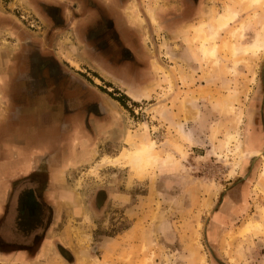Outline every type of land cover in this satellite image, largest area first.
Instances as JSON below:
<instances>
[{"label": "rangeland", "instance_id": "1", "mask_svg": "<svg viewBox=\"0 0 264 264\" xmlns=\"http://www.w3.org/2000/svg\"><path fill=\"white\" fill-rule=\"evenodd\" d=\"M157 2H140L155 28L156 39L147 41L148 33L143 43L152 52L151 69L157 82L148 91L151 97L148 93L143 95L145 101L135 90L132 91L138 94V100L133 99L128 89L133 101L107 81H92L97 76L93 72L96 68L88 69L83 63L88 62L90 54L85 52L86 58L80 55L83 59L76 54L82 45L76 41L75 30L51 31L55 23L61 25V19H51V6L67 17L71 16V3L0 0V73L10 74L11 67L15 76L16 56L23 45L31 43L51 56V44L56 47L63 41L67 59L82 70L75 72L111 98H120L124 105L121 113L127 130L119 150L109 157L103 154L99 163L67 171L62 178L80 197L96 188L107 189L110 195L102 215L96 220L86 215L78 223L79 217L68 219V211L53 205L51 236H46L49 227L41 229L40 234L41 239L49 237L59 245L44 247L51 257L34 264H264V156L255 149L254 142L245 143V150L243 147L247 121L252 118L264 137V0L253 5H248V0H216L206 20L188 28L184 41L192 62L199 67L198 76L193 68L175 65L176 69L170 68L169 72L161 65H174V60L163 54L168 38L155 24L153 11ZM106 3L104 0L98 6L107 10ZM226 8L236 15L225 28L215 32L214 20L218 15L226 16ZM124 10L137 14V18L141 15L134 2L126 3ZM140 19L144 22L143 17ZM154 44L158 49L157 62L151 47ZM201 44L208 51L214 48L213 55L202 52ZM35 84L43 87L40 82ZM37 99L34 107L25 106L11 116L13 132L17 123L31 124L36 119V126L30 125L25 133L18 127L22 141L32 135L40 141V128L46 124L51 127V111L55 115L59 110L55 111L46 97ZM18 100L31 104V95L21 94ZM15 101L7 103L13 111ZM143 145L149 147L148 154L142 152ZM248 156L262 161L252 188V208L236 217L233 225L209 237L207 221L219 205L220 192L241 174ZM164 192H173L171 198L162 195ZM213 239L218 243H213ZM60 247L70 250L74 259H64ZM5 263L0 255V264Z\"/></svg>", "mask_w": 264, "mask_h": 264}, {"label": "crops", "instance_id": "2", "mask_svg": "<svg viewBox=\"0 0 264 264\" xmlns=\"http://www.w3.org/2000/svg\"><path fill=\"white\" fill-rule=\"evenodd\" d=\"M96 1L104 2V0ZM157 1L158 7L153 11L155 24L167 36L169 46L179 50L178 58L173 61L174 65L168 63L161 65L169 72L170 68L176 69L175 65L185 69L193 68L192 70L196 72L194 74L198 76L197 68L199 67L189 58L188 45L184 41V36L190 30L188 29L190 26L200 20H206L216 0ZM106 2V6L109 7L108 11L106 10L108 13V15L105 14L106 18L111 17L114 27L118 28L117 16L120 14L119 18H121L123 26L129 29L136 38L132 41V39L124 37L123 42L125 47L132 51L137 58V66L133 68L120 66L117 61L118 52L114 48V43L109 39L107 40L109 47L105 53L88 45L87 48L78 47L76 54L81 59L86 58L85 52L90 54L89 57L92 60L87 56L88 62L83 63L88 69L93 66L96 68L93 72L97 76L91 78L94 83L102 79L128 96V92L125 91L128 89L132 91L133 88L139 95H142L140 100L145 101L147 99L143 95L145 93L150 95L148 91H152V87H155L157 75L152 72V52L147 45H144L146 43H143V37L149 33L150 39L148 37L145 39L147 41L154 39L155 28L151 20L147 18L145 9L143 10L141 7V0H122V2L106 0ZM132 2L138 5V10L141 13L139 18H137V14L126 13L124 10L125 4L129 5ZM87 14V18L96 16V12ZM140 17H143L144 22ZM56 30L65 31L60 28ZM73 34L81 45L79 30L73 31ZM63 44V41H60L55 47L52 43L51 67H43L36 78L20 77L16 80V76L12 75L14 73H0V82L3 80L5 83V86L0 89L7 98L17 99L20 96V91H24L18 88L19 83L31 82L32 89L29 91L31 104L24 103L22 109L25 106L34 107L37 98L46 97L55 111L59 109L56 112L64 116L63 122L59 119L56 124L55 119H52L55 115L51 111V127L49 124L43 125L42 123L43 127L40 129L43 130L40 141L35 139L36 135L22 141L18 127L21 126V132L25 133L30 125L36 126V119L34 118L31 124L25 121L17 123V128L13 132L11 116L22 109L16 111L15 107L13 111L8 104L7 107L5 105L2 108L3 102L0 95V244L6 245H3L4 251L0 254L5 261H14L16 264H34L40 259L51 257V252L44 248L51 246L49 237H44L38 249L36 247L37 239L33 238L34 235L39 237V228L43 218L45 221L42 226L49 227L46 236L51 233V212L49 211H51V196L55 195L56 183L59 184L58 179L65 178L64 175L67 171L95 162L100 147L118 148L127 130L123 124L121 106L77 73H82V70L77 68L78 64L67 59L69 54L62 49L64 48ZM60 47L61 49H59ZM185 54L189 58L188 61L184 59ZM80 55L84 57L82 58ZM21 68L26 69L27 66H21ZM6 69L8 70V67ZM15 69L17 73L18 67ZM22 69L19 71L23 72ZM50 69L51 74L48 72ZM194 74L193 77H196ZM37 82L42 83L43 87H39V83L35 84ZM14 83L17 85H12ZM131 94L133 99L138 100V94L134 91ZM129 98L132 99L130 96ZM152 99L154 100V98ZM10 103L12 104V102ZM93 105L94 107L89 109V106ZM95 106H97V115L90 116L89 112L94 111V108L96 110ZM28 142L30 144H26ZM225 192L218 213L215 215L213 231L218 232L227 227L228 219L234 217L237 212L250 210L247 183L241 186L238 193L237 190L231 189L228 183ZM27 196H31V199H27ZM19 227L22 229L17 231L16 228ZM213 234L215 233L213 232ZM213 243H218V240L213 239Z\"/></svg>", "mask_w": 264, "mask_h": 264}, {"label": "flooded vegetation", "instance_id": "3", "mask_svg": "<svg viewBox=\"0 0 264 264\" xmlns=\"http://www.w3.org/2000/svg\"><path fill=\"white\" fill-rule=\"evenodd\" d=\"M67 1L72 4L71 8L69 9V13L71 14V16H67V17L65 16L64 17L59 8L51 6V11H49V12H51V19L53 21H55L56 19L58 20V18L61 19L59 21L61 23V25H58L59 23H55L56 25H54V27L51 26L52 32H55V30L57 28H63V29H65V31L66 30L68 31L69 29H73L76 31V29H77L81 33L80 42H81V45L83 48H87L88 45H90V47H92L93 49L97 48L99 52H104V53L107 52V49L109 47L108 42H107V40L109 39L112 43H114V48L118 52V58H117L118 60L117 61H119L120 66H128L131 68H133L134 66H137V63H138L137 58H135L132 51L128 50L125 47L124 42H123L124 37L130 38V39H132V41L136 38H134V34L131 33V31L129 29H127L126 27L123 26V22H122L121 18H119L120 14H118V16L116 15L118 26H119L118 28H116V26L114 27V25H113L111 17L106 18L108 13L105 12L106 10L104 9V7L98 6V2L96 0H67ZM119 2H122V0H119ZM117 11H119V10H117ZM55 12H57V14H56V17L54 18L53 15ZM88 12H90V13L96 12V16H94L93 18H91V17L87 18ZM105 14H107V15H105ZM57 20H56V22H58ZM51 23H54V22H51ZM118 30H120V31H118ZM136 36L138 38V35H136ZM154 39H156V38H154ZM104 43H105V45H103ZM51 47H52V44H51ZM151 47L154 48L153 54L155 55L156 62H157V58H159V55H158V49L156 48V44L151 45ZM163 49L165 50L163 53V54H165V57L168 56L172 60H176V58H178L179 50L177 48H171L169 46L168 41H167V44H164ZM19 51H20L19 54L16 56V62H17L16 67H18L19 70L22 69L21 66H27V68L22 69L23 72L18 70V72L15 74L16 80L20 77L21 78L24 77L26 79L36 78L38 76V74L41 72L43 67H46V66L51 67V65H50L51 56H46L45 54L41 53L38 49L34 48L31 43L23 45V47ZM160 51H162V50H160ZM152 58H153V56H152ZM189 58L191 60L190 55H189ZM189 58H188V56H186V54L184 55L185 60L187 59V61H188ZM156 64H158V63H156ZM142 65H143V63H142ZM10 68L11 67H9V70H8L9 73H11ZM48 72H49V74H51V69ZM2 83H4L3 80H2V82H0L1 88L4 87L3 85H1ZM19 84L21 86L19 85L18 88L20 90L23 89L25 91V92L20 91L19 95L29 93V91H31V89H32V84L30 81H28L24 84L20 82ZM13 85L16 86L17 84L14 83ZM122 93H123V95H125L126 97L129 98V96L126 95L124 92H122ZM0 95L2 96V102H3L1 104L2 108H4L5 105L7 107L8 101H9V103L10 102L13 103L14 99L7 98L6 95L2 94L1 89H0ZM111 99L114 100L113 98H111ZM15 100L14 101L16 103V111L18 109H22V106L24 105L25 102L21 101V100L19 101L18 98ZM114 101L116 103H118L119 106H121L120 102H118L116 100H114ZM93 107H94V105L89 106V109H91ZM95 107H96V110L94 108V111H90L88 109L90 111V112L88 111L90 113L89 114L90 116L91 115L92 116L97 115L96 114L97 113V106H95ZM60 116H61V118H60ZM62 117H63V114L61 115L58 112H56L55 117L52 119L53 120L55 119L56 124H57L59 122V119L61 120ZM255 124H256V122L253 118L250 119L249 121H247V125H248L247 127L248 128H247L245 135L243 137V147L245 150V147H246L245 143H247V142H250V144L256 143V144H254V145H256L255 149L261 151L263 153V156H264V137L261 138V136H260L261 131L259 129H257V127L255 128V126H256ZM251 125H254V128ZM247 136L249 137V139L246 138ZM120 145L116 149L107 148L106 146L100 147L99 152H98L99 155L96 156L97 160L93 163H99V161L101 162V160L103 158L102 157L103 154H106L105 156L109 157L108 156L109 154H112L115 150H119ZM115 156H117V155H114V157ZM114 157H110V158H114ZM261 164H262V161L259 162L255 157H249V156L246 157V159L242 163V167L240 169L241 174H239L233 182L229 183L230 188L237 190V193H238V191H240L241 186L244 183L245 184L247 183V186L249 187L248 201L250 204V210L252 208V203H251L252 197H253L252 196L253 195V193H252L253 189L252 188H253V186H255L256 177H257V174L259 172V169L261 168ZM74 169H76V168H74ZM74 169H72V170H74ZM72 170L68 171V172H72ZM101 170L103 172V168ZM106 171H108V169H105V172ZM161 178H167V175L162 176ZM59 180L60 179H58L59 184L56 183V188L54 189L55 195L51 196V211H49V212H51L50 214L54 215V213H55V210H54L55 208L53 205H58L59 208L62 209L63 211H65V212L68 211V216H69L68 219H75L74 217H79L80 220L76 219V220H78V221H76L78 223L81 221V218L83 219L86 215L89 216L90 219L92 218L94 220L99 218L100 214L102 215V211H103V209H104V207H105V205L109 199V195H110V192L107 189L96 188L95 190H91V191L86 192V194H84L82 197H80V194H78V192H76V190L73 188V186L70 183L66 184V181L62 182V180H60V181ZM225 188H223V190L220 192L221 197L219 200V205L216 207L215 210H213L209 221H207L206 233L209 234V237L212 236L213 232L215 234H217L219 232V231L218 232L213 231L214 230L213 226L215 223V221H214L215 215L218 213V210L221 206L222 198H224V196L226 194ZM169 189L171 190L173 188H169ZM58 192H60L62 194H56ZM176 192L179 195V192L178 191H176ZM170 193L172 194L173 192H170ZM170 193L164 192L162 195L165 194L166 196H169L171 198L172 195H170ZM250 210H248V211H250ZM242 213L244 214L246 212H243V211L237 212V214L234 217H231L230 219H228L227 225L228 226H231V224L233 225L234 219L236 217H240L242 215ZM44 221H45L44 218L41 219V226L39 228L40 232H41V229H42V231L47 230V229H45L46 225H45V227L42 226L44 224ZM16 229L18 231V230H21L22 228L19 227ZM43 234H44V232H43ZM50 236H51V233H50ZM33 239L34 240L37 239V242H36L37 244L38 243L40 244L41 241L43 240V239H41V234L39 235V237L34 235ZM49 240L51 241V238H49ZM57 243H58V241H56V240L51 242V244H53V245L54 244L56 245ZM97 243L99 244V242H97ZM3 245H5V244H2V243L0 244V248H2V250H3ZM57 245H59V243ZM60 248L58 250L64 259H66V260H73L74 259V254L70 250H66L65 248H61V249ZM1 252L2 251H0V253ZM0 255H2V254H0ZM5 262H6L5 264H16L14 261H5Z\"/></svg>", "mask_w": 264, "mask_h": 264}, {"label": "bare ground", "instance_id": "4", "mask_svg": "<svg viewBox=\"0 0 264 264\" xmlns=\"http://www.w3.org/2000/svg\"><path fill=\"white\" fill-rule=\"evenodd\" d=\"M238 1H241V0H238ZM260 0H248V2H249V4L248 5H253V4H256L257 2H259ZM228 8V7H227ZM225 9V11L227 12L226 14V16H224V15H218L216 18H215V20H214V30H215V32L216 31H219V30H221V29H223V28H225L227 25H228V22L229 21H231L234 17H235V13H232V12H230V10L229 9ZM210 38L212 39V38H214V33L213 34H210ZM261 44L264 46V41L263 42H261ZM255 47V46H254ZM256 48H258V47H256ZM201 51L202 52H204V53H206V51H208L207 50V48H206V46L204 45V44H201ZM208 52H210L209 54H211V55H213V53H214V48H211L210 49V51H208ZM149 151H150V149H149V147H147V146H145V145H143V148H142V152L144 153V154H148L149 153ZM146 163H148V160L146 161Z\"/></svg>", "mask_w": 264, "mask_h": 264}, {"label": "trees", "instance_id": "5", "mask_svg": "<svg viewBox=\"0 0 264 264\" xmlns=\"http://www.w3.org/2000/svg\"><path fill=\"white\" fill-rule=\"evenodd\" d=\"M113 99L121 103L120 98H113ZM121 106H124V105L121 103Z\"/></svg>", "mask_w": 264, "mask_h": 264}]
</instances>
